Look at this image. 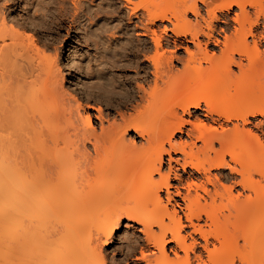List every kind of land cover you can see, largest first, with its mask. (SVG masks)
<instances>
[{"label":"bare ground","instance_id":"6f19581e","mask_svg":"<svg viewBox=\"0 0 264 264\" xmlns=\"http://www.w3.org/2000/svg\"><path fill=\"white\" fill-rule=\"evenodd\" d=\"M19 2L0 8V264H120L122 219L142 235L125 260L264 264V0ZM62 27L92 50L68 55L73 93Z\"/></svg>","mask_w":264,"mask_h":264},{"label":"rangeland","instance_id":"374dc122","mask_svg":"<svg viewBox=\"0 0 264 264\" xmlns=\"http://www.w3.org/2000/svg\"><path fill=\"white\" fill-rule=\"evenodd\" d=\"M2 1L5 4V6H10L14 10H19V8L23 4L22 2H19L20 0H2ZM2 1L0 2V5H1L0 8L2 7ZM216 4L219 5V4H221V2L218 1V3H216ZM11 8L9 11L12 10ZM234 11H235V9H234ZM14 15H16V14H14ZM230 15L232 16L233 12H230ZM190 17H191V15H190ZM214 24L220 25L219 22H217V21L214 22ZM30 25H31L30 30H27L28 33L33 35L34 38H36V39L41 38L43 41L47 40L46 33L42 32L41 29L38 28V26H36L34 24H30ZM61 30H62L61 35L63 36L62 38L66 39V41L62 42L63 44L62 43L56 44V47H59L61 45L60 46V52L61 53L58 56V63H59L60 69H62V72H63L62 74L64 77V80H63V87L64 88L63 89H64V91H66V93H73L72 92L73 89H76L79 91L80 86H79L77 80L80 78V75H79L80 71L74 67L73 60L71 61V59L72 58L77 59L79 56L82 57L84 55V53H89L92 50L89 48L87 49L83 46L82 41L79 38V36H80L79 34H81L82 31H80V30L74 31V32H78V35H79L78 37H75V33L70 34V32H68V35H67L65 27H62ZM104 35H107V33H105ZM68 55H71L70 57H72V58H69ZM177 55L183 56L184 53L178 52ZM174 64L176 65V67L180 66L179 63H174ZM93 112L95 114V111H90L91 114H93ZM184 118L189 119L187 116H184ZM92 120H93L94 126H96V129L98 131L99 130V128H98L99 122L97 120H95V118H92ZM104 124H106V122H104ZM149 124H151V123L149 122ZM178 138H179V134L175 137V139L178 140ZM182 139H185V135L184 136L182 135ZM89 148H91V147H89ZM173 157H175L174 154H173ZM165 159H166V157H165ZM162 196H164V193H162ZM175 199H178V198L175 197ZM163 201H164V203L166 202L165 200H163ZM177 201H179V200H177ZM172 203H173V200H171V204ZM165 204H167V203H165ZM171 204H167V206L170 207ZM57 227L58 226H56L55 228H57ZM59 230H60V228H59ZM119 230L116 232V238L114 239V241L104 248V253H105V255H107V258H108L107 260L108 261L112 260L116 263L118 261V259H121L122 261L120 264H126V263H128V264H143V262H140L139 260H134L133 256L131 258H129L128 260L123 259L121 256L122 253H121V247H120L122 242H123V237H125V236H133L135 238L142 239V235L139 232V226L133 222L127 221L126 219H122L120 226H119Z\"/></svg>","mask_w":264,"mask_h":264}]
</instances>
